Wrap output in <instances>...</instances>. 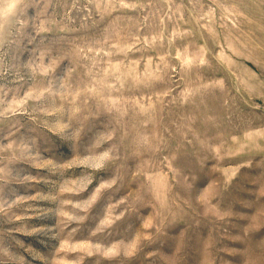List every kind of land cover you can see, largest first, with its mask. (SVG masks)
Returning a JSON list of instances; mask_svg holds the SVG:
<instances>
[{"label": "rangeland", "instance_id": "obj_1", "mask_svg": "<svg viewBox=\"0 0 264 264\" xmlns=\"http://www.w3.org/2000/svg\"><path fill=\"white\" fill-rule=\"evenodd\" d=\"M0 264H264V0H0Z\"/></svg>", "mask_w": 264, "mask_h": 264}]
</instances>
